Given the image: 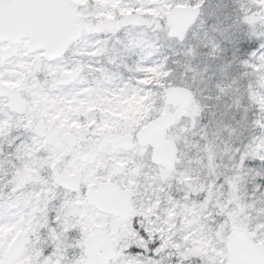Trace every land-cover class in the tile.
Here are the masks:
<instances>
[{
	"label": "rangeland",
	"instance_id": "rangeland-1",
	"mask_svg": "<svg viewBox=\"0 0 264 264\" xmlns=\"http://www.w3.org/2000/svg\"><path fill=\"white\" fill-rule=\"evenodd\" d=\"M74 1L92 28L62 58L50 61L43 57V51L27 52L25 40L0 46V79L25 102V110L16 113L9 99L0 96V131L5 133L6 127L15 130L13 137L5 133L0 139V209L28 220L21 231L38 232L31 226L30 216L41 199H51L52 190L40 187L48 183L49 176L53 184L55 173L76 179L80 190L81 185L94 187L98 180L110 179L134 192L137 215L154 217L149 224L163 221L164 228L150 231H162L166 244H173L180 229L203 216L209 223L200 225L199 235L193 229L188 238L199 255L224 264L227 236L235 226L244 224L254 236L264 228L262 198L247 181L250 175L257 178L264 174L255 163L261 164L264 154V112L256 110V119L250 121L254 97L246 90L240 64L233 60L231 49L221 51L213 42L223 35L235 41L257 34L261 21L255 9L257 0H201L202 14L182 40L169 35L165 14L173 6L194 5L190 0ZM248 15H257L254 23L247 22ZM114 45L128 49L127 55H104L113 51ZM165 63L169 64L167 75ZM88 69L96 71L92 78L83 74ZM119 69L128 72L115 78ZM138 71L146 73L144 83L158 85L162 91L148 88L130 92L132 85L127 81L135 82ZM252 71L259 90L256 98L264 102V59L248 71L250 77ZM157 72L160 81L153 83ZM168 86L189 88L193 93L191 107L170 105L164 97ZM165 111L179 117L166 132L180 149L170 174L152 166L151 151L136 143L124 151L115 144L119 135L134 134ZM9 120L13 123L4 125ZM65 132L74 133L79 141L67 145L61 138ZM249 163L253 168L247 166ZM144 186L154 192L144 196ZM80 190L74 192L75 203L84 208L68 226L80 225L82 236L98 229L105 231L108 221L97 222L99 213L87 199H78ZM210 206H216L217 211H201ZM221 214L227 219L213 228L212 221ZM123 221H111L121 228L116 239L136 235L131 221L127 226ZM4 230L8 231L7 226ZM260 236L257 240L264 243V233Z\"/></svg>",
	"mask_w": 264,
	"mask_h": 264
},
{
	"label": "snow or ice",
	"instance_id": "snow-or-ice-1",
	"mask_svg": "<svg viewBox=\"0 0 264 264\" xmlns=\"http://www.w3.org/2000/svg\"><path fill=\"white\" fill-rule=\"evenodd\" d=\"M197 9L204 7L201 0H190ZM15 7L18 9H50L56 7L55 0H10L5 4L0 0V8ZM258 18L264 20V0L255 5ZM198 15V12H197ZM257 15H248L245 17L248 23H254ZM214 46L219 47L221 51L232 50L233 60L239 63L246 70L251 71L253 65L264 59V33L247 34L238 40H233L229 35H223L220 41H214ZM211 50V49H210ZM128 49L116 48L111 52H105L104 55L109 58L113 56L127 55ZM227 63V61H226ZM231 65L229 64V67ZM144 67L151 66L144 64ZM169 64L165 63L163 70L167 75ZM146 73L138 71L136 81H127L132 87L129 91L152 88L156 92L162 91L158 85L144 83ZM255 109L250 121L256 119ZM261 124L264 125V113H262ZM0 135H5L0 132ZM7 135H11L10 132ZM251 143H255L252 141ZM243 151V149H241ZM262 168H264V154L260 159ZM254 192L258 193L261 199V205L264 206V174L260 175L255 181ZM42 188L51 189V199H41L37 203V208L31 214L32 225L38 228V232L28 231L25 235H20V231L25 228L28 220H20L19 217H13L9 210L0 209V264H84L87 259L85 248L87 244V232L82 236L81 226L69 227V223H74L79 212L84 208L83 204L75 203L77 197L73 191L58 184H53L51 177L47 184L40 185ZM52 193H55L52 195ZM89 188L81 185L80 196L78 199L86 200L90 195ZM204 213L209 211L215 213L216 206L201 210ZM97 222L107 220L105 231L112 234L114 239L108 243L112 249V255H108L106 260L99 259L95 264H217V261H210L207 257L199 255L194 249L193 243L188 238V233L196 229V234H200V225L209 223L203 216L201 219L186 228L180 229L173 237V244H166L162 231H150L154 228H164L163 221H157L155 224H149V220L142 215L131 217V229L136 234L123 239H115L116 234L121 231L120 226L111 223L113 218L101 213L96 217ZM227 217L223 214L216 216L212 221L215 228L222 220ZM264 220V215L260 217ZM127 221L123 224L127 226ZM5 226L8 231L5 233ZM113 227L116 232L113 233ZM177 227L180 228L179 218H177ZM264 233V228L260 229ZM260 233L251 237L253 241L260 239ZM227 233L225 232V235ZM40 239L37 240L36 237ZM102 241L103 237H96L88 241L89 244ZM219 247L223 248V242H219ZM246 255L236 260L229 258L226 264H264V247H257L253 244H247ZM191 249V250H190ZM228 251V249H225ZM219 258H217L218 260Z\"/></svg>",
	"mask_w": 264,
	"mask_h": 264
},
{
	"label": "water",
	"instance_id": "water-1",
	"mask_svg": "<svg viewBox=\"0 0 264 264\" xmlns=\"http://www.w3.org/2000/svg\"><path fill=\"white\" fill-rule=\"evenodd\" d=\"M8 4L10 0H4ZM56 7L50 9H18L15 7L0 8V46L3 42H18L27 38L26 48L29 52L44 51V57L52 60L63 56L69 45L77 41L84 30H90L91 24L81 20L79 6L73 0H55ZM198 12V15H197ZM201 14V9L195 6H174L166 13V20L170 26V35L183 39ZM0 95L8 97L12 109L21 112L25 108L24 101L14 89L6 85L0 79ZM165 98L172 105H181L183 108L191 106L192 92L184 86H169L165 89ZM177 121L173 112H163L147 125L140 129L135 137L141 146L147 144L153 147L152 160L163 166L167 172L174 168V158L177 146L174 141L165 136V130L172 127ZM69 145L77 142V137L69 132L62 136ZM132 134H122L117 137L116 144L123 149L133 146ZM55 181L71 190H78V184L66 180L62 175H56ZM88 201L99 211L114 216L129 219L133 215L132 193L120 187H116L111 181H100L95 189L90 188ZM25 235V232L19 233ZM96 237H103L89 244L88 241ZM253 234L242 224L235 226L228 234L226 249L228 257L236 260L246 255L247 244L264 247V243L253 241ZM25 239H27L25 235ZM108 239L102 232L93 233L85 239L87 247L85 253L89 264H95L99 259L106 260L112 255V249ZM226 260V261H227ZM226 264V262L224 263Z\"/></svg>",
	"mask_w": 264,
	"mask_h": 264
},
{
	"label": "trees",
	"instance_id": "trees-1",
	"mask_svg": "<svg viewBox=\"0 0 264 264\" xmlns=\"http://www.w3.org/2000/svg\"><path fill=\"white\" fill-rule=\"evenodd\" d=\"M256 3V2H255ZM257 3H260V0H257ZM256 3V4H257ZM253 9H254V7H253ZM208 29H209V26L207 27ZM256 30V33L257 34H261V33H264V20H262L261 19V21H260V23L259 24H257V29H255ZM255 34V33H254ZM202 41V40H201ZM117 48V46L116 45H114V47H113V49H116ZM240 66V72L242 73V74H244V82L246 83V85H247V87H246V90L248 91V92H251L252 91V96L254 97V98H252V108L253 109H255V110H257L258 111V109H261L263 112H264V102H263V98H262V100L259 102L258 100H257V96H256V94H258L257 92L259 91L258 90V84L256 83V78L253 76V74H254V72L252 71L251 72V77H250V75H249V72H248V70H245L244 71V67H242L241 65H239ZM109 69V68H113V65L111 66V67H109V66H106V67H104V68H102L103 70L104 69ZM136 68V67H135ZM91 70L92 69H88V70H86V71H84L83 72V74L85 75V77L86 78H92L93 77V75L92 74H94L93 72H95L96 73V71H93V72H91ZM128 72V70H124V69H119L118 70V72H117V74H118V77H115V78H121L122 77V73H123V75L125 74V73H127ZM109 74V73H108ZM248 75V76H247ZM156 76L158 77V79L156 78V80L153 82V83H157L158 81H160L159 80V77L161 76V74L159 73V72H157V74H156ZM125 77H126V75L124 76V78H122L121 80H122V82H124V80H125ZM250 77V78H249ZM111 84V83H110ZM155 85V84H154ZM149 95H150V92L148 93ZM113 95V94H112ZM151 96V95H150ZM112 97L111 96H109V94L107 93V100L109 101V102H111V99ZM251 98V97H250ZM8 123H13L11 120H9V121H7L4 125H8ZM264 126V125H263ZM4 131H5V133H6V137H8V138H11V137H13V135L15 134V130H14V128H5V129H3ZM1 132V131H0ZM8 132H10L11 133V135H7V133ZM262 132V130H260V133ZM258 135V134H257ZM262 135V134H261ZM1 137H2V135H0V139H1ZM6 137H3V138H6ZM255 163H256V166L258 167V169L259 170H261V172H263L264 173V168H262V166H261V164H258L259 162L258 161H255ZM258 164V165H257ZM249 168H253L252 167V165H250V163H249V165H247ZM250 174H252V172H250ZM260 176V175H259ZM258 176V177H259ZM258 177L257 178H254V177H252V175H250V178H248L247 179V181H248V183H249V186H250V188L251 189H253V188H255L256 187V185H255V181L258 179ZM259 195V194H258ZM263 211H264V206H263Z\"/></svg>",
	"mask_w": 264,
	"mask_h": 264
},
{
	"label": "flooded vegetation",
	"instance_id": "flooded-vegetation-1",
	"mask_svg": "<svg viewBox=\"0 0 264 264\" xmlns=\"http://www.w3.org/2000/svg\"><path fill=\"white\" fill-rule=\"evenodd\" d=\"M143 149H145V150H149V151L152 152V148H151L150 146L144 147ZM152 166H154V168H157V169L161 170L162 172H165L164 168H162V167H160V166H158V165H156V164H154V163H153ZM145 187H146V188H145ZM128 189H129V188H128ZM130 190H131V189H130ZM131 191H132V190H131ZM142 191H144V196H147L149 193L154 192V191L148 189V186H144ZM132 194H133V200H134V192H133V191H132ZM134 211H135V210H134ZM99 215H101L100 212H99ZM136 215H137V214H136ZM109 216H110V215H109ZM113 218H115V217H113ZM130 221H131V220H130Z\"/></svg>",
	"mask_w": 264,
	"mask_h": 264
}]
</instances>
